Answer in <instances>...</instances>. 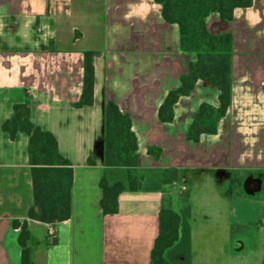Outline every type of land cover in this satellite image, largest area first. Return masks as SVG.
<instances>
[{"label": "crops", "instance_id": "obj_1", "mask_svg": "<svg viewBox=\"0 0 264 264\" xmlns=\"http://www.w3.org/2000/svg\"><path fill=\"white\" fill-rule=\"evenodd\" d=\"M206 23L213 33L232 35L231 103L217 132L202 134L195 143L186 139L189 123L200 102L218 104V92L207 80L199 81L176 103L171 122L159 120L160 104L179 85L194 57L180 50L178 26L164 21L159 3L0 0V264L21 262L16 220L27 222L32 264H150L163 192L123 191L115 213H103L100 205L102 160L97 147L106 100L130 115L141 167L184 170L211 157L216 168L264 172V0L236 7L228 21L211 13ZM85 51L96 52L94 100L77 107ZM25 101L31 120L54 135L59 152L73 167L71 216L54 224L28 217L33 204L28 135L21 132L10 138L1 128L12 105ZM150 146L161 149L158 159L148 153ZM185 147L203 148L191 153L196 157L193 164L178 155L185 153L180 149ZM89 156L94 165L87 163ZM257 191L258 196H249L263 205L264 214V191ZM211 197L215 206L208 212L222 217L224 196ZM175 207L189 227V264H201L193 258L197 230L186 208ZM263 218L260 254H264ZM228 242L226 238L220 252L225 256ZM205 254L200 261L207 264L214 252Z\"/></svg>", "mask_w": 264, "mask_h": 264}, {"label": "trees", "instance_id": "obj_2", "mask_svg": "<svg viewBox=\"0 0 264 264\" xmlns=\"http://www.w3.org/2000/svg\"><path fill=\"white\" fill-rule=\"evenodd\" d=\"M154 1L161 5L164 21L178 26L180 50L194 56L188 62L186 72L180 75L179 85L170 89L160 104L159 120L171 122L175 117L176 103L180 98L190 95L199 81L207 80L218 92V104L200 102L189 123L186 139L196 143L202 134L217 132V124L231 103L232 35L229 32L209 31L206 18L211 13H217L222 20H231L236 7L251 6L253 0ZM95 54V51L84 52L83 89L79 100L75 102L77 107L93 103ZM1 128L10 138H16L21 132L28 135L27 154L33 187V204L28 210V217L50 224L68 219L71 216L73 167L71 161L59 152L54 135L31 120L27 101L12 105V114ZM97 149L102 160L100 205L105 214L118 211V198L123 191L162 190L164 186L171 185L179 174L177 169L172 168L141 167L131 117L112 100L104 103L103 134ZM148 153L158 159L161 149L150 146ZM87 163L95 164L92 156H89ZM181 200H188L186 192L182 194ZM13 224L20 228V264H32L27 222L16 220ZM189 263V227L170 199L164 197L159 210V234L151 248L150 264ZM261 264H264V254Z\"/></svg>", "mask_w": 264, "mask_h": 264}, {"label": "rangeland", "instance_id": "obj_3", "mask_svg": "<svg viewBox=\"0 0 264 264\" xmlns=\"http://www.w3.org/2000/svg\"><path fill=\"white\" fill-rule=\"evenodd\" d=\"M33 37H31V41L34 39ZM180 149L185 150V153L180 152L178 155L187 164L195 162L196 157L194 158L191 153H195L196 150L198 152L203 151L202 147ZM173 151L174 148L170 149L171 153ZM167 155L171 154L167 153ZM201 161H203L201 166L185 167L180 180H177L174 187H164L167 191L175 190L174 192H176L184 190L182 186L185 188L187 186L186 193L191 198H188L186 202L180 199L177 204L186 208L185 214H189L187 218L197 230L198 239L195 240L196 249L193 257L195 263L205 264L200 259L206 256L205 252L212 250L214 255H211L207 264H261L263 254H260L262 245L260 233L263 232V226L260 225V219L264 215L263 205L244 194L240 187L233 183L232 179L223 178L219 180L218 168H216L213 158L207 157ZM219 195L224 196L222 204L226 213L222 217L208 212L212 210L210 208L215 206L214 203H211V196ZM205 213L207 214L206 218ZM249 221L252 224H249ZM226 238L229 242L226 245L228 254L225 256L220 252H222L223 242ZM243 242L244 248L237 251Z\"/></svg>", "mask_w": 264, "mask_h": 264}, {"label": "flooded vegetation", "instance_id": "obj_4", "mask_svg": "<svg viewBox=\"0 0 264 264\" xmlns=\"http://www.w3.org/2000/svg\"><path fill=\"white\" fill-rule=\"evenodd\" d=\"M177 170L179 173L178 177L176 178V180L171 185H167V187H170V188L174 187L177 180H180L181 173H182L183 169L182 170L177 169ZM217 172H218L219 180H221L223 178L232 179L233 183H235V185H237V187H240L241 191L244 194L256 195L258 193V191H257L258 189L260 192L264 191V172L261 170L245 169V170H240V171H233V170H229L226 168H218ZM182 187L184 190H179L176 192H174L175 190L174 191H172V190L167 191V190H165V188L161 190L164 194L163 198L164 197L169 198L173 207L176 210H177V208L175 206L181 207L179 204H177L178 203L177 201H179L181 199L182 194L187 191V188H185V186H182ZM181 208H185V207H181ZM240 250H241V247L237 248V251H240Z\"/></svg>", "mask_w": 264, "mask_h": 264}, {"label": "water", "instance_id": "obj_5", "mask_svg": "<svg viewBox=\"0 0 264 264\" xmlns=\"http://www.w3.org/2000/svg\"><path fill=\"white\" fill-rule=\"evenodd\" d=\"M249 192V191H248ZM250 193V192H249Z\"/></svg>", "mask_w": 264, "mask_h": 264}]
</instances>
